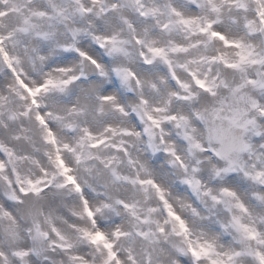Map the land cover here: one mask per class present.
<instances>
[{"label":"snow or ice","instance_id":"6c2138e0","mask_svg":"<svg viewBox=\"0 0 264 264\" xmlns=\"http://www.w3.org/2000/svg\"><path fill=\"white\" fill-rule=\"evenodd\" d=\"M0 264H264V0H0Z\"/></svg>","mask_w":264,"mask_h":264}]
</instances>
